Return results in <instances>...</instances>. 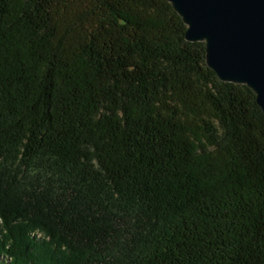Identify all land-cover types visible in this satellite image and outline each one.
Listing matches in <instances>:
<instances>
[{"label": "trees", "instance_id": "1", "mask_svg": "<svg viewBox=\"0 0 264 264\" xmlns=\"http://www.w3.org/2000/svg\"><path fill=\"white\" fill-rule=\"evenodd\" d=\"M164 0H0V264H264V114Z\"/></svg>", "mask_w": 264, "mask_h": 264}, {"label": "water", "instance_id": "2", "mask_svg": "<svg viewBox=\"0 0 264 264\" xmlns=\"http://www.w3.org/2000/svg\"><path fill=\"white\" fill-rule=\"evenodd\" d=\"M203 43L205 63L222 83L247 87L264 114V0H164Z\"/></svg>", "mask_w": 264, "mask_h": 264}]
</instances>
